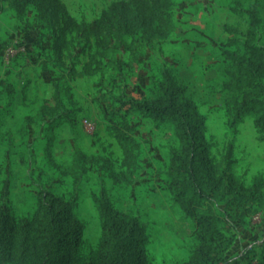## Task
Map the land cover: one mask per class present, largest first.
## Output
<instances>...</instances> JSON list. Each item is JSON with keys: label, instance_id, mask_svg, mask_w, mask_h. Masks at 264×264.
<instances>
[{"label": "rangeland", "instance_id": "1", "mask_svg": "<svg viewBox=\"0 0 264 264\" xmlns=\"http://www.w3.org/2000/svg\"><path fill=\"white\" fill-rule=\"evenodd\" d=\"M60 1L74 21L90 23L127 0ZM170 7L168 35L150 42L124 32L87 40L66 32L61 39L60 23L38 18L34 7L20 19L7 8L0 12V53L12 44L26 48L9 65L0 62V205L18 224L34 216L40 192L68 203L82 225L76 264L96 261L102 196L140 225L147 264L185 263L199 246L194 222L169 191L175 128L139 106L159 95L165 74L203 118L212 169L230 162L236 187L258 188L242 194L225 176L217 192L210 188L219 178L196 183L233 236L226 264H246L243 254L260 252L264 243V130L253 115L231 126L223 55L264 48V2L170 0ZM43 105L49 116L37 115Z\"/></svg>", "mask_w": 264, "mask_h": 264}, {"label": "trees", "instance_id": "2", "mask_svg": "<svg viewBox=\"0 0 264 264\" xmlns=\"http://www.w3.org/2000/svg\"><path fill=\"white\" fill-rule=\"evenodd\" d=\"M262 2L254 0L255 6ZM28 7L37 10L38 18H52L60 23L61 39L66 32L79 34L86 40L103 32L117 36L124 32L139 33L141 41L150 42L166 37L171 28L170 0L119 1L90 23L74 21L60 0H0V12L7 8L18 19ZM151 17L153 22L149 21ZM133 25L134 29L129 31ZM223 55L231 76L226 84L231 126L244 116L253 115L257 128L264 130V48L247 45L243 54L224 52ZM139 106L154 120L172 124L179 141V149L172 152L169 160V191L194 222L199 240L196 251L182 264L230 262L225 258L233 236L223 229V221L212 213L205 193L199 191L196 183L201 178L204 181L219 178L210 188L217 192L223 186L220 176H225L228 186L242 194H254L258 188L245 191L236 187L229 171L230 162L221 171L212 169L203 137V118L170 74H165L159 95ZM49 114L45 105L37 113ZM37 203L34 216L23 218L18 224L12 209L6 203L0 205V264H76L82 225L73 216L71 206L49 192H40ZM97 211L102 239L96 261L88 260L85 264H147L144 236L138 222L114 211L104 196L97 203ZM242 257L247 258L246 264H264V243L260 252L251 249Z\"/></svg>", "mask_w": 264, "mask_h": 264}, {"label": "built area", "instance_id": "3", "mask_svg": "<svg viewBox=\"0 0 264 264\" xmlns=\"http://www.w3.org/2000/svg\"><path fill=\"white\" fill-rule=\"evenodd\" d=\"M25 54L26 48L24 46L19 44L8 45L3 49L0 62L4 65H9L11 62Z\"/></svg>", "mask_w": 264, "mask_h": 264}]
</instances>
